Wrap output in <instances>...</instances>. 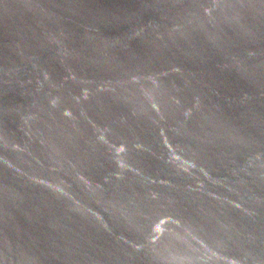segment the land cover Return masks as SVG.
I'll return each instance as SVG.
<instances>
[{
	"label": "water",
	"instance_id": "1",
	"mask_svg": "<svg viewBox=\"0 0 264 264\" xmlns=\"http://www.w3.org/2000/svg\"><path fill=\"white\" fill-rule=\"evenodd\" d=\"M0 264H264V0H0Z\"/></svg>",
	"mask_w": 264,
	"mask_h": 264
}]
</instances>
